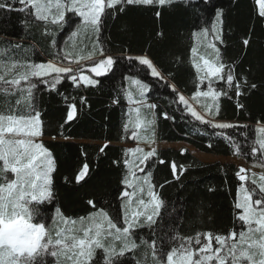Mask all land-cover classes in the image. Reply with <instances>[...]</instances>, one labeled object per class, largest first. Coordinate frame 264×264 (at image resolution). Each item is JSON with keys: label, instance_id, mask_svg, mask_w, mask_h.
I'll return each instance as SVG.
<instances>
[{"label": "trees", "instance_id": "obj_1", "mask_svg": "<svg viewBox=\"0 0 264 264\" xmlns=\"http://www.w3.org/2000/svg\"><path fill=\"white\" fill-rule=\"evenodd\" d=\"M0 6V65L59 60L62 34L57 33L54 25L38 20L30 12L32 8L19 0H0ZM218 10L222 13L220 22L216 21ZM108 11L109 14L102 17L99 32L91 40L93 44L98 40L97 48L102 46L106 54L115 59L112 69L115 75L95 77L99 83L88 87L62 79L56 90L42 82L51 77L32 78L37 85L33 89L35 109L41 113L43 122L40 143L49 149L55 163L52 173L55 200L42 206L40 211L48 218L54 214L55 207H59L64 216L78 222L79 218L88 217L101 208L113 218L122 217L125 211L131 212L127 208V197L121 194L125 190L134 191L126 188L122 181L128 171L125 159L135 157L126 155L132 148L123 145L143 142L132 138L134 130L140 137L146 134L143 128H134L133 109L137 106L129 104L124 95V90L129 88L125 78L134 76L150 85L145 104L157 106L153 109L141 106V113L155 121V142L180 145L179 148L157 149V155L144 166V172H137L143 177L151 172V182L156 185L154 191L164 202L157 223L151 228H139L137 235L145 240H157L158 247L163 240L167 251L173 235L189 237L205 232L227 235L233 229L239 232L241 222L237 215L241 210L235 208L238 194L242 185L251 187V180H259V176L247 174L248 180L241 181L237 176L240 169L234 161L264 164V150L255 155L251 151L253 147L259 148L257 140L264 139V132L259 131L264 128V17L259 15L257 0H171L164 5L125 4ZM214 23L222 44L214 40L211 32L206 38L198 35L202 29H211ZM244 39L249 40L247 46L243 44ZM78 41L72 44L66 41L64 52L73 51ZM210 42L220 49L223 63L234 65V74L241 81L246 79L249 86L256 85L254 89L244 88V95L236 97L224 82H214V87H223L228 95L219 98L218 113L206 118L236 125L234 128L214 129L201 124L183 104L176 102L177 95L169 86L175 85L203 114L201 105L212 104V100L192 99L198 90H207L208 83L205 80L198 89L194 62L200 63L201 55L214 57L213 50L206 47ZM194 47L196 54L192 52ZM139 55L149 58L164 79L152 77L150 70L135 59ZM13 76L15 72L7 78ZM20 87L26 89L28 85L22 82ZM18 98L19 93L0 92V113L15 109ZM81 98L86 103H81ZM116 100L119 102L114 103ZM73 103L77 106L76 115L65 123L69 105ZM238 103L243 108L237 107ZM18 112L27 115L31 108L21 106ZM164 113L170 118L166 119ZM125 124H128L127 131ZM217 133L226 134L240 145L239 154L224 135ZM190 148L216 159L203 161ZM161 160L164 163H160ZM173 162L177 165L175 174L171 167ZM85 164L88 172L77 182L76 177ZM144 187L143 194L135 191L131 204H136L140 198H149L145 196L147 185ZM89 200L94 201L95 208L89 205ZM48 223L51 225L50 219ZM137 262L156 264L151 250L143 245L123 258V264ZM45 264H54V258L48 257Z\"/></svg>", "mask_w": 264, "mask_h": 264}, {"label": "snow or ice", "instance_id": "obj_2", "mask_svg": "<svg viewBox=\"0 0 264 264\" xmlns=\"http://www.w3.org/2000/svg\"><path fill=\"white\" fill-rule=\"evenodd\" d=\"M19 2L34 8L36 18L51 25L66 24L68 22L66 13H75L79 28L72 32V36L78 37L81 34L86 35L89 31L98 33L102 17L108 15V10L115 9L116 6L154 3L164 5L171 3V0H19ZM257 4L259 15L264 17V0H257ZM119 10L123 11V7ZM221 15V11L218 10L217 22H220ZM210 32L214 34V40L223 43L215 23L211 29H202L198 35L206 38ZM98 44L97 40L91 49L79 48L78 51L76 50L78 45L74 44L73 51L66 52L59 63L50 60L46 63L27 65L16 62L11 65H0V92L19 93L20 97L16 101L15 109H9L6 114L0 113V264H45L48 257L54 258V264H123V258L129 253H134L142 245L151 250L156 264H264V174L259 176V180L252 179L251 187L241 186L242 196L238 194L235 203V208L241 210L237 215L241 222L239 232L233 229L227 235L211 232L196 233L189 237L173 235L168 241L167 251L163 240L158 247L157 240L149 241L137 235L139 228L146 226L151 228L157 223L156 218L160 217V209L164 203L154 191L156 185L151 182V172L144 177L137 176V172H144V166L157 155L155 147H150L148 151L141 147L128 149L126 155L131 154L135 158L124 161L128 171L122 184L134 191L125 190L121 195L131 200L136 190L143 194L144 186L147 185V195L150 199L145 201L140 198L137 201L143 206V211L138 209L131 214L125 211L122 217L113 218L101 208L88 217L79 218L78 222L64 216L61 209L55 207L51 217H44L40 211L41 207L52 204L55 200L52 179L55 163L49 149L36 141V138L43 134V122L40 119L41 113L35 109L33 89L37 85L32 82V78L51 77V80L43 79L42 82L52 90H56L62 79L71 80L77 86L97 85L99 81L94 77L105 76L108 73L115 75L112 69L116 63L102 46L97 48ZM243 44L247 46L249 40L244 39ZM206 47L213 50L214 57L209 59L201 55L199 59L202 63L194 62V67L198 73V89L207 80V90H198L192 97L193 100L200 97L212 100V104L201 105L204 109L203 114L189 103L175 85L169 86L177 95L176 102L183 104L187 112L201 124L211 125L214 129L234 128L236 125L216 123L206 118L218 113L219 98L228 95V91L223 87H214V82H224L228 90L234 91L236 97L244 95V88L254 89L256 85L249 86L246 79L241 81L234 74V65L222 62L220 49L215 43H209ZM192 52L196 54L197 49L194 47ZM97 55L99 59H95ZM135 59L150 70L152 77L164 79L163 74L149 58L140 56ZM84 62L91 63L87 70L90 74H85ZM18 68L23 70L17 72ZM14 72L15 76L7 78ZM125 79L129 82V88L124 90V95L129 104L137 106L133 109L136 116L134 128H143L146 133L140 137L134 130L131 133L132 138L143 140L151 146L155 143L153 129L155 121L147 119L141 113V106L149 109L157 107L155 104H145L144 97L150 91V85L134 76ZM22 82L27 83L26 89L20 87ZM81 103H86V100L81 98ZM21 106L31 108V112L27 115L19 114L18 109ZM237 107L243 108V105L238 103ZM76 112V104H70L65 123L73 120ZM164 117L170 118L167 113H164ZM124 128L127 131L128 124H125ZM259 131L264 132V128H260ZM217 135H224L239 154L240 145L231 137L223 133ZM256 143L259 148H252L254 155L264 150V139L257 140ZM106 147L107 145L100 151L103 152ZM160 163L164 161L161 160ZM261 166L264 167V164ZM171 167L175 174L177 169L175 162ZM87 172L88 165L85 164L76 177L77 182L83 179ZM245 172L243 168L237 172L241 181L248 180L247 175H241ZM255 175L253 173V176ZM88 203L93 208L96 207L94 201L89 200ZM150 205L153 209L151 213L147 211ZM49 219L51 225L48 223Z\"/></svg>", "mask_w": 264, "mask_h": 264}, {"label": "rangeland", "instance_id": "obj_3", "mask_svg": "<svg viewBox=\"0 0 264 264\" xmlns=\"http://www.w3.org/2000/svg\"><path fill=\"white\" fill-rule=\"evenodd\" d=\"M26 6V5H24ZM33 11H30L31 14H33V16L36 17V10L34 8H32ZM25 11V10H24ZM66 20L68 21L66 24H62V25H54L56 27V31L57 33H61V37L59 38L60 40V43H59V55H58V61L57 63L60 62V59L63 57V55L65 54L64 52V49H63V45L66 41H69L70 44L74 43V42H80L78 44V47H83V48H86V45L88 47V49H91L92 46H93V41L91 40L92 39V36H94L96 33H93L91 31H89L86 35L85 34H81L80 36L78 37H74L72 36V32L74 31H77V29L79 28V23H78V17L75 13H72V12H68L66 13ZM213 36V34H211ZM57 38V36H56ZM85 39V40H82V39ZM82 40V41H81ZM211 43V42H210ZM70 49L67 51L69 52ZM86 54V53H85ZM136 57H140L139 56H136ZM95 59H99V57L95 58ZM50 60H47V61H44V62H38V63H46ZM64 63H67V61H64ZM87 62H84V66H85V74H90L88 73V68L91 66V64H89L90 62H88V64H86ZM200 63H202V61H200ZM95 78V77H94ZM34 79V78H33ZM24 83V82H23ZM25 115V114H24ZM36 141L37 142H41L42 141V137H37L36 138ZM123 146H126V147H129V148H136V147H141L143 149H145V151H148L150 150V147H155L156 150L157 149H160V148H167V147H172V148H179L180 145L179 144H173V143H164V142H155L154 144H152L151 146H149V144L145 143V142H139V141H135V142H130L128 144H124ZM191 149V148H190ZM191 152L194 153V155H196L197 157H199L201 160L203 161H212L214 159H216L215 156H211V155H204V154H201V153H198L194 150L191 149ZM229 159V158H228ZM230 160V159H229ZM228 161V160H227ZM243 162L241 165H239V163ZM237 166L241 169H245L246 172L245 173H241L242 175H247V174H253L255 173L257 176H260L261 174H264V167H262L260 164H250V163H247L245 161H242L240 159H235L234 161ZM239 162V163H238ZM137 176L139 177H143V174H140V173H137ZM129 179H131V177H129ZM147 189V188H146ZM131 192V191H130ZM240 196H242V193H240ZM145 196H148L147 193L145 194ZM133 198V197H132ZM150 198H146L145 201H148ZM131 200H129L127 198V208H130L131 209V212L129 214H131L132 212H135L137 211L138 209L143 211V206L139 205L138 203L136 204H131L130 203ZM130 206V207H129ZM152 206L150 205L147 209V211L149 213L152 212ZM77 227H79V223L77 224ZM214 243V242H213Z\"/></svg>", "mask_w": 264, "mask_h": 264}]
</instances>
